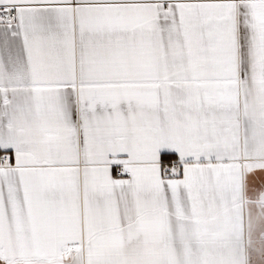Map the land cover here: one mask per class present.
Masks as SVG:
<instances>
[{
	"label": "snow or ice",
	"instance_id": "snow-or-ice-1",
	"mask_svg": "<svg viewBox=\"0 0 264 264\" xmlns=\"http://www.w3.org/2000/svg\"><path fill=\"white\" fill-rule=\"evenodd\" d=\"M0 264H264V0H0Z\"/></svg>",
	"mask_w": 264,
	"mask_h": 264
}]
</instances>
